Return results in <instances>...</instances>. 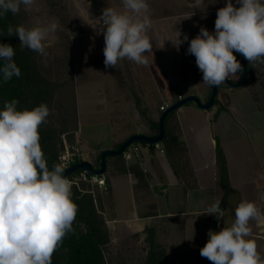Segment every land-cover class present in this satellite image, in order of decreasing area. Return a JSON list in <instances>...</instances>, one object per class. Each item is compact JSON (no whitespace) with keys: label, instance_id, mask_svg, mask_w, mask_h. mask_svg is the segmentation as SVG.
<instances>
[{"label":"clouds","instance_id":"clouds-1","mask_svg":"<svg viewBox=\"0 0 264 264\" xmlns=\"http://www.w3.org/2000/svg\"><path fill=\"white\" fill-rule=\"evenodd\" d=\"M36 0H0V18L9 12L18 15L31 11ZM227 0L217 10L214 32L201 27L191 39L187 54L194 55L203 74L202 83L213 87L225 83L241 72L235 51L255 66L264 64V0ZM97 34L104 38V65L117 68L127 59L148 66L153 45L148 0H120L119 7L102 9L96 19ZM60 27L58 21L25 27L11 24L6 36H18L21 48L47 58L49 37ZM183 36V38H181ZM168 41L179 51L188 35L176 30ZM15 48L0 43V76L7 83L19 78L21 70L15 60ZM18 99L5 101L0 110V264H52V257L70 233L78 206L72 199V182L66 177L67 165L56 163L49 168L40 143L41 125L47 123L50 108L46 103L18 108ZM264 200V192L259 194ZM221 201L215 200L206 214L224 217ZM230 227L209 230L200 255L212 264H264L252 239L253 221L264 222V211L256 202L239 200Z\"/></svg>","mask_w":264,"mask_h":264},{"label":"rangeland","instance_id":"rangeland-1","mask_svg":"<svg viewBox=\"0 0 264 264\" xmlns=\"http://www.w3.org/2000/svg\"><path fill=\"white\" fill-rule=\"evenodd\" d=\"M112 1L36 0L31 11L26 12L21 7L20 22L25 27L47 25L52 21L60 25L49 37L47 58L23 48L32 54L34 65L50 84L54 100L51 120L63 129V150L59 156L66 148H76L82 152L83 159L88 156L96 162L104 147L114 148L130 133L147 128L150 119L157 120L161 107L174 103L179 97L203 96L205 91L206 95L211 94L212 87L202 83L203 74L196 65V58L187 54V49L201 27L214 32L217 11L212 9L216 3L192 8L190 21L182 15V7H175L174 11L168 6V0H161L163 27L159 45L154 42L152 53L148 54V66L125 59L117 68H106L104 38L97 34L95 27L102 9ZM176 30L188 35V41L179 51L168 41ZM222 88H225L223 83L219 85V89ZM172 191L170 187V197ZM90 193L109 232V243L103 247L106 263L147 264L153 248L160 245L153 229L150 228L152 238L149 230L142 235L110 229L105 218L113 209L110 191L105 185L91 187ZM159 200L158 206L162 208L167 198L159 197Z\"/></svg>","mask_w":264,"mask_h":264},{"label":"crops","instance_id":"crops-1","mask_svg":"<svg viewBox=\"0 0 264 264\" xmlns=\"http://www.w3.org/2000/svg\"><path fill=\"white\" fill-rule=\"evenodd\" d=\"M233 1L238 7L236 0ZM209 2L216 3L212 11L226 4L225 0H168V6L174 11L175 7H182V15L191 21L192 8L208 6ZM148 3L152 20L148 34L152 45L155 42L158 46L163 27L162 3L161 0H148ZM109 5L119 7L120 0ZM249 67L247 83L238 88L223 83L225 88L218 90L216 104L210 110H201L190 103L176 111L172 124L186 146L188 162L184 179L175 175L165 154L158 155L152 150H145L140 159H133L129 164L122 156L126 173H117V162L109 161L113 209L109 217L105 216L108 227L142 235L152 228L165 251L166 264H212L200 255L209 230L218 232L230 227L235 219L234 206L239 200L254 201L264 211V200L259 199V194L264 192V64H249ZM241 77L242 71L230 79L239 81ZM205 92V96L197 94L203 101L209 98ZM159 113L157 120L150 119L147 128L130 133L117 143L136 133L155 135L152 125L159 121ZM217 142L226 163L227 184L220 177ZM106 149L113 148H103ZM131 167H136L144 179L140 180ZM159 197L167 198L162 208L158 206ZM215 200L221 201L224 211V217L219 220L215 215L206 214ZM251 226L250 238L256 240L257 251L264 258V222L253 221Z\"/></svg>","mask_w":264,"mask_h":264},{"label":"trees","instance_id":"trees-1","mask_svg":"<svg viewBox=\"0 0 264 264\" xmlns=\"http://www.w3.org/2000/svg\"><path fill=\"white\" fill-rule=\"evenodd\" d=\"M22 17L13 15L10 12L3 18H0V43L11 44L15 48L14 60L21 70L19 78L13 77L11 81L4 83L0 76V110L3 109L5 101L15 98L19 100L18 108H33L40 103H46L50 108V115L47 123L41 125L40 143L45 153L49 168L59 162V153L63 150L60 129L51 120L53 110V98L50 84L42 78L40 71L32 61V54L26 49L21 48L18 36H6L7 27L11 24L13 27L21 24ZM250 74V67H249ZM177 110L170 113L164 122L165 137L162 142L166 158L171 165L175 175L184 179V170L188 166L185 160L186 146L180 140L177 134V127L173 126L172 119ZM162 110H160V115ZM152 128L155 134L158 133V121L154 122ZM125 141V140H124ZM115 145L113 149L124 142ZM153 147V146H151ZM101 153L96 158L94 166L98 167L100 163ZM216 157L219 165L220 177L223 183L227 184L226 163L220 144L217 142ZM117 162L115 170L117 173H126V168L122 160V156L108 157L106 159V188L110 191V174L109 161ZM79 162V161H77ZM132 171L137 174L141 180L144 179L142 173L131 167ZM81 170L72 173L67 178L78 177ZM91 187L98 188L89 182L79 181V188L72 187V199L78 206V213L74 221V233H70L63 240L62 245L56 250L52 257V264H107L103 256V247L109 243V232L106 226L103 214L100 213L93 196L90 193ZM152 238V230L148 229ZM147 264H166L165 251L161 246L153 248L148 256Z\"/></svg>","mask_w":264,"mask_h":264},{"label":"water","instance_id":"water-1","mask_svg":"<svg viewBox=\"0 0 264 264\" xmlns=\"http://www.w3.org/2000/svg\"><path fill=\"white\" fill-rule=\"evenodd\" d=\"M233 54L236 56L237 60L242 65V69H243L242 77L239 81H232L229 78L228 80H226L225 84L231 88H238V87L244 86L249 79V76H250L249 63L239 53H236L234 51ZM218 90H219V86H213L211 89V94L206 101L201 100L200 97L197 95H188V96L178 99L174 103L168 105L162 111L159 117V121H158V133L157 134L155 135H146L144 133L133 134L130 137H128L118 147V149H106L102 151L101 156H100V163L98 167H94L93 164L88 160H83V161H80L68 167L65 171L66 177H69L72 173L77 172L79 170L84 171L89 175H96V176L104 175L106 171V159L108 157L122 156L125 150L135 143H140V144H145V145H155V144L162 143L165 137L164 122L170 113L190 103L195 104L201 110L208 111L211 108H213L216 104Z\"/></svg>","mask_w":264,"mask_h":264},{"label":"built area","instance_id":"built-area-1","mask_svg":"<svg viewBox=\"0 0 264 264\" xmlns=\"http://www.w3.org/2000/svg\"><path fill=\"white\" fill-rule=\"evenodd\" d=\"M180 98H182V97H179V99ZM166 107L165 106L161 107V110L163 111ZM151 146H153V147H151ZM145 150H152L154 153H156L158 155H164L165 154L164 147L162 146L161 143L155 144V145H145V144L135 143V144L131 145L129 148H127L125 150V152L122 154V156H123L124 160L126 161V163L129 164L133 159H140L142 157V155L144 154ZM81 153L82 152L76 148H75V150L74 149L69 150L68 148H66V150L64 152H62L61 155L59 156V162L66 164L67 168H68V167L78 163L77 161L80 162L83 160H88L94 166V162L91 161L88 156L86 157V159H83V155ZM143 170L146 171V169H143ZM68 179L72 182L73 186H76L77 188H79V181L80 180L85 181V182H89L92 185H97L99 187L106 185L105 174L101 175V176H96V175H89L86 172L81 171L78 177H72V178H68Z\"/></svg>","mask_w":264,"mask_h":264}]
</instances>
